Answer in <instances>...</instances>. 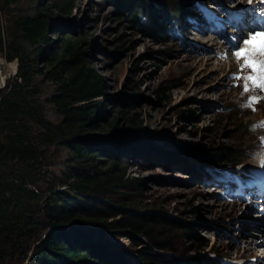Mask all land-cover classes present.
<instances>
[{
  "label": "rangeland",
  "instance_id": "rangeland-1",
  "mask_svg": "<svg viewBox=\"0 0 264 264\" xmlns=\"http://www.w3.org/2000/svg\"><path fill=\"white\" fill-rule=\"evenodd\" d=\"M15 1L12 3L34 11L36 0ZM69 1L70 12L57 21L72 33L78 31L84 35L81 46L88 65L95 69L102 82L103 95L98 97L100 103L88 132L95 133L94 139H97V135L105 133L108 124L114 122L115 131L106 135L111 136L119 132L116 129L126 126L130 117L138 125L130 135L144 140L146 145L155 146L145 149L135 145L132 136L124 139L125 146L117 151L122 148L125 154L117 153L116 160L123 174L138 178L137 186H119L117 190L120 191L115 193L118 196L108 199L106 204L117 212L116 216L142 214L147 218L166 219L167 224H159L166 247L158 248L148 236L140 234L139 245L134 247L127 236L115 234L114 229L100 221L104 219H92L88 221L89 225L77 226L84 230L91 229L87 228L89 226L101 227L108 240L101 245L102 249L109 251L111 244L121 245L124 254L119 261L124 264H145L137 253L141 247L149 248L165 259L178 256L180 264H189L186 259L192 257L198 259V264H209L207 258L213 254L212 247L230 259L260 254V261L264 262V228L258 222L255 209L260 204L257 199L259 189L247 186L242 198L235 194L231 180L220 183L227 174L222 168L208 167L204 179L201 164L198 161L192 163L198 179L213 181L208 185L194 181L192 175L188 177L183 168L193 159L192 149L198 144L229 143L239 153L238 159L225 161L230 179H233L240 171L248 172V166H256L251 161L264 141V89L248 79L250 75L256 77V71L244 66V59L236 55L239 49L230 43L237 41L239 44L242 40L237 38L239 35L248 37L244 34L245 29L242 33L239 27L238 35L236 25L225 22L230 16L224 12L222 3L231 0H183L186 9L197 11L196 23L206 27L204 30L208 32L200 33L203 28L193 27V23L187 24L180 17L176 26L184 29L181 28L182 37L172 35L168 28L169 7L165 3L162 6L159 0H146L152 17L157 19L159 15L165 21L162 27L165 32L156 40L148 35L143 22L133 23L128 18V11L120 9L122 3L119 0ZM48 2L39 0L38 5ZM197 8L213 12V17L207 13L205 18ZM250 19L252 17L247 15L246 20ZM188 28L191 29L185 32ZM219 31L225 34V42L222 36L218 38ZM222 45L226 50L231 46L230 54L222 53ZM14 67L15 60H5L0 55V69L5 78L14 72ZM237 67H242V73H237ZM235 80L237 84H234ZM245 87L247 90L242 91ZM242 100V106H232ZM46 107L49 119L57 122L51 105ZM176 144L184 149L175 147ZM258 156L264 157L256 155L255 159ZM53 171L58 175L59 166ZM210 171H215L216 182L213 173L210 178ZM53 185L56 189L63 188L59 182ZM219 193L222 200L217 197ZM119 200L126 202L118 207ZM77 204L72 202V205ZM254 224L258 225V231L250 229ZM45 233L30 245L38 243ZM30 254L31 251H26L23 255L27 257H19L16 264H27ZM87 257L93 259L91 253Z\"/></svg>",
  "mask_w": 264,
  "mask_h": 264
},
{
  "label": "trees",
  "instance_id": "trees-1",
  "mask_svg": "<svg viewBox=\"0 0 264 264\" xmlns=\"http://www.w3.org/2000/svg\"><path fill=\"white\" fill-rule=\"evenodd\" d=\"M13 1L0 0V55L15 60L14 72L0 87V264L6 260L16 264L19 257H27L23 255L26 251H31L27 264H124L119 261L124 254L121 245L102 249L108 240L101 227L84 230L77 226L89 225L92 219H104L100 221L115 234L127 236L134 247L139 245V234L148 236L158 248L166 247L159 226L167 224L166 219L142 214L116 216L106 204L118 196L119 186H137L138 178L123 174L116 160V154L122 152L117 148L125 146L124 139L132 136L134 144L145 149L155 146L130 135L138 128L130 117L127 125L111 136L106 135L115 131L114 122L97 139L95 133L88 132L103 89L81 46L84 35L72 33L57 21L70 12V1L49 0L39 6L36 0L30 12ZM119 1L120 9H127L133 23L143 22L152 39L161 38L165 21L159 15L152 17L146 0ZM159 1L169 7L170 16L183 13L187 7L183 0ZM169 19L175 23L173 16ZM47 104L57 122L47 116ZM182 145L175 147L184 149ZM192 150L193 159L183 168L197 182L202 180L194 175L192 163L198 161L201 167L226 164L239 154L233 144L218 141L200 143ZM55 166H59L58 175L53 171ZM55 182L63 188L56 189ZM73 201L78 204L72 205ZM118 202L121 207L126 201ZM44 231L40 241L30 245ZM210 250L213 255L223 254L213 247ZM90 253L93 259L87 257ZM137 253L145 264H180L178 256L165 259L149 248L141 247ZM207 260L219 264L211 256ZM186 261L199 262L193 257Z\"/></svg>",
  "mask_w": 264,
  "mask_h": 264
},
{
  "label": "snow or ice",
  "instance_id": "snow-or-ice-1",
  "mask_svg": "<svg viewBox=\"0 0 264 264\" xmlns=\"http://www.w3.org/2000/svg\"><path fill=\"white\" fill-rule=\"evenodd\" d=\"M253 35L246 37L243 41L244 44L248 45L241 50L236 52L237 57L244 59V66L252 68L253 71L258 69V63L250 58V54L259 52L264 54V28L254 30ZM260 71L264 72V67L259 68ZM250 81H253L256 86L264 87V77H254L250 75L248 77ZM247 90V87H245Z\"/></svg>",
  "mask_w": 264,
  "mask_h": 264
},
{
  "label": "bare ground",
  "instance_id": "bare-ground-1",
  "mask_svg": "<svg viewBox=\"0 0 264 264\" xmlns=\"http://www.w3.org/2000/svg\"><path fill=\"white\" fill-rule=\"evenodd\" d=\"M252 2H253V5H256L257 3H258V1L257 2H255V0H251ZM264 5V4H263ZM259 13H261V11H259ZM264 18V17H263ZM239 27H240V29H241V32L242 33H244L243 31H244V29H245V33L244 34H246V33H249V36L248 37H250L251 35H253V34H255L254 33V30H256V29H259V28H264V19L262 20V22L261 23H258V22H256V21H253V22H246V23H239V25H238ZM246 26V27H245ZM192 28V27H191ZM191 28H188V29H186L185 30V32H187L189 29H191ZM201 32H205V33H207L208 31H206V30H201L200 31V33ZM250 33H252V34H250ZM191 34H193V33H191ZM213 41V40H212ZM211 41V42H212ZM208 43L210 42V40L209 41H207ZM215 43H216V41H215ZM5 77V75H3V72L1 71V69H0V82H2V80H4V77ZM260 149V148H259ZM256 155H264V149H261V151L260 152H258ZM198 182H201V183H203V181H198ZM248 209L251 211L252 209L250 208V207H248ZM252 228H250V229H253V230H257L258 231V229H259V227H258V225L257 224H254L253 226H251ZM249 232H252L251 230H248ZM253 233V232H252ZM254 234V233H253ZM256 234V233H255ZM255 238V237H254ZM251 239V238H250ZM252 242L254 241L255 242V240L254 239H252L251 240ZM253 242V243H254ZM211 257H213V258H215V259H217L218 260V262H219V264H229V260H228V258L224 255V254H215V255H213L212 254V256Z\"/></svg>",
  "mask_w": 264,
  "mask_h": 264
},
{
  "label": "water",
  "instance_id": "water-1",
  "mask_svg": "<svg viewBox=\"0 0 264 264\" xmlns=\"http://www.w3.org/2000/svg\"><path fill=\"white\" fill-rule=\"evenodd\" d=\"M4 78H5V77H4ZM3 83H4V80H2V82H0V87H2Z\"/></svg>",
  "mask_w": 264,
  "mask_h": 264
}]
</instances>
